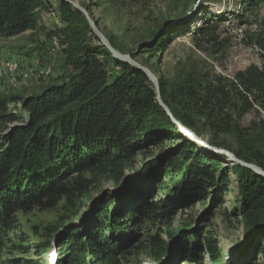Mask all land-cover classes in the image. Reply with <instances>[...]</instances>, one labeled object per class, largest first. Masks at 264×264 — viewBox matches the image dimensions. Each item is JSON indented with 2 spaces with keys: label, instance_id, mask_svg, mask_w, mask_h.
I'll return each mask as SVG.
<instances>
[{
  "label": "trees",
  "instance_id": "16d2710c",
  "mask_svg": "<svg viewBox=\"0 0 264 264\" xmlns=\"http://www.w3.org/2000/svg\"><path fill=\"white\" fill-rule=\"evenodd\" d=\"M256 2L264 0H252ZM54 6L53 0H0V39L42 30L41 15ZM58 6L66 25L50 31L47 39L65 36L66 62L74 75L39 95L0 97V264H43L40 255L52 246H57L59 264H131L136 255L151 256L158 264H206L207 254L219 263L223 251L216 239L202 234L204 227L173 243L156 230L184 205L210 202L218 193V202L224 201L231 177L239 183L246 229L241 264H264V178L195 152L198 146L159 105L146 75L117 62L101 45L87 44L85 34L92 32L84 17L67 4ZM217 19L193 34L196 49L222 47L216 33L223 20ZM172 33L155 37L140 50L163 53L173 43L166 41L169 36L176 40L189 32ZM250 41L261 49L264 61V34H253ZM109 64L120 70L114 77L108 75ZM199 71L182 72L169 82L160 79L163 102L177 121L207 135L212 146L229 149L237 159L264 170V64L251 65L234 79ZM11 103L22 105L23 113L11 111ZM251 113L257 117L244 127ZM13 125L18 126L12 131ZM155 145L174 149L167 159H155L150 151ZM103 180L121 190L104 192L79 215ZM129 180L131 185L123 187ZM158 184L171 199L140 204ZM52 212L61 214L56 226L29 228L34 256L15 257L29 240L16 244L21 220ZM81 216L88 219L82 222ZM135 224L151 232L138 254L123 237Z\"/></svg>",
  "mask_w": 264,
  "mask_h": 264
},
{
  "label": "rangeland",
  "instance_id": "374dc122",
  "mask_svg": "<svg viewBox=\"0 0 264 264\" xmlns=\"http://www.w3.org/2000/svg\"><path fill=\"white\" fill-rule=\"evenodd\" d=\"M74 1L83 8L88 9L91 17L97 22L103 34L108 39H111L118 47L117 50L123 54L131 55L133 52H142V49L140 50L142 45L152 42L155 37L159 38L163 34H173V31L189 32L187 35L179 37L176 40L169 36L166 41L170 39V42L173 43L163 53L153 55L152 53L142 52L136 58L133 57L139 63L148 67L157 76L159 84L160 79L169 82L172 79H176L182 72L188 73L194 68H199L203 73L213 72L224 78L234 79L236 74L245 71L251 65L262 66L264 64L261 49L252 45L250 41L253 34H264V3H252V0ZM53 2L57 7V14H60L58 10L59 1L53 0ZM54 11L55 9L50 12ZM218 17H221L223 20V22L219 23V29L216 33L219 38L218 42L222 44V47L215 46L206 48L207 51L196 49L193 42V34L199 28L206 26L207 23H216ZM76 19L78 23L83 22L81 17H76ZM62 20L63 18L61 17ZM63 24V26L66 25L64 21ZM63 26L57 24L51 31H56V29ZM92 35V33L85 34L86 43L94 46L101 45L93 37L94 35ZM42 37L45 36L42 35ZM32 38L36 39V36ZM0 40H4L0 43V71L4 70L7 72L6 64L8 62L13 66L15 65L14 68L19 71L17 73L12 72L13 75L11 74L10 76L8 74L7 79L5 78L6 80L0 79V97L9 95L31 97L39 95L48 87L52 86L51 83L56 78L58 80L55 81H58L57 84H59L63 81V77L67 78L75 73L74 68L66 62V54L64 51L69 45L64 44L65 36L62 34H56L52 40L47 39V41L46 39L42 40L40 36V47L29 48L25 52L20 51L17 45H26L29 43L28 38H25L23 43L11 41L10 39ZM54 42L61 44L60 50L57 49L54 51ZM28 47L25 46L24 49ZM50 71L52 73L46 76ZM119 72V68L109 64L108 75L110 77H114ZM10 109L17 113H23L22 105H17L16 103H11ZM261 116L264 118V112L261 113ZM256 117V113L249 114L243 120L242 125L244 127L248 126ZM17 126L13 125L11 127L12 131ZM183 126L190 129L185 125ZM175 136H177V139H180L178 135L175 134ZM197 137L208 140V136L202 133ZM185 138L190 141L192 140L186 136ZM209 143L211 142L209 141ZM214 148L217 150H225L230 155L235 156L229 149L223 147ZM150 149V151L156 153L155 159H160L161 157L167 159V155L174 148L161 147L158 149L157 145H155ZM196 150L194 149L195 152L199 154L203 152L210 158L221 159L225 167L232 168L236 164L231 159H226L214 151L211 152L203 148ZM230 179V196L226 197L224 201L222 199L220 202L219 199L218 202V197L220 196V193H218L210 202L201 203L200 205H198L199 203L184 205L181 207L178 216L170 220L168 224L162 223L157 227L156 234L162 233L166 240L173 243L175 240L179 241L184 233L199 230L204 227L202 234L205 233V237L216 239L220 250L224 254L223 261L219 263L214 262L210 254L204 255L206 264H241L244 261V253L242 250L243 246H245L246 229L241 221L243 217L241 214L242 203L238 198L239 183L235 177H231ZM164 180H166V177ZM129 181L123 187L131 185L132 182ZM157 188L155 193L145 198L140 204L143 205L149 202L159 203L163 200L171 199L162 189L161 185L158 184ZM120 190L112 182L103 180L99 184V190L94 191L91 198L82 206L79 215H83L91 206L93 207L92 203L95 201L94 199L104 192H119ZM97 202L99 203V201ZM60 216L61 214L52 212L29 216L26 222L21 220V226L18 228L19 234L15 238L16 244H21L26 239L29 240L24 242L26 246L25 251L18 253L15 257L18 256L27 259L34 256L32 250L33 246H35V241H31L29 238L30 226L34 225L39 230L42 226L50 224L56 226ZM207 216H210L211 219L203 223L202 221ZM80 218L82 222L88 219L83 216ZM74 221V223H80L77 219H74ZM89 221H92V219ZM150 233V231L147 232V230H144L143 226L135 224L130 231L124 232L123 237L130 243V251L138 254L141 251V246H144L149 240L147 237L150 236ZM47 256L46 252L40 255V258H43V264H46ZM131 264L158 263L151 256L143 255L139 257V255H136L132 259Z\"/></svg>",
  "mask_w": 264,
  "mask_h": 264
},
{
  "label": "water",
  "instance_id": "95a60500",
  "mask_svg": "<svg viewBox=\"0 0 264 264\" xmlns=\"http://www.w3.org/2000/svg\"><path fill=\"white\" fill-rule=\"evenodd\" d=\"M57 1L71 6L73 10L77 11L84 17L94 37L100 42L101 46L105 48L117 62L129 65L135 69L142 71L155 89V92L157 95V102L163 108V110L171 117L173 122L177 124L178 126H180L181 132L183 134H186L190 138L194 139L195 141H197L205 149L210 150L207 144H205L204 142L202 143L201 140H198L190 131H188L179 121H177L174 118L170 109L168 108V106H166V104L162 100L161 92H160V84H159V80L157 76L148 67L139 63L137 60L133 58L132 55L123 54L119 50H117L111 44L110 40L100 30V28L97 25V22L93 20L87 8H83L81 5L76 3L74 0H57ZM230 159L234 161L236 164L244 166L245 168L254 171L256 174L264 178V170H262L260 167L253 165V164L246 163L244 161H241L233 155H230Z\"/></svg>",
  "mask_w": 264,
  "mask_h": 264
},
{
  "label": "crops",
  "instance_id": "0c3cea01",
  "mask_svg": "<svg viewBox=\"0 0 264 264\" xmlns=\"http://www.w3.org/2000/svg\"><path fill=\"white\" fill-rule=\"evenodd\" d=\"M54 9L56 11L54 12H50V11H44L41 15L42 19H41V23H40V28H42V30H38V31H31V32H28L27 34H24L20 37H17V38H13V39H10L11 41H18V42H21L23 43V40L25 38H28L29 39V43H27L26 45H17L19 50L20 51H26L28 50L29 48H37V47H40V36H41V39H46L47 41V34L57 26V24H59L60 26H63V20L61 21V17L60 14H57V7L54 6ZM59 10V8H58ZM60 12V10H59ZM56 17V18H55ZM45 36V37H42ZM33 36H36V39H33L32 37ZM38 36V37H37ZM32 38V39H30ZM4 40H0V43L3 42ZM6 41V40H5ZM45 41V40H44ZM1 45V44H0ZM25 46H29L27 49H24ZM1 56V55H0ZM58 71V70H57ZM55 79V78H54ZM55 80H58L57 78ZM53 81L51 83V85H55L58 83V81Z\"/></svg>",
  "mask_w": 264,
  "mask_h": 264
},
{
  "label": "bare ground",
  "instance_id": "6f19581e",
  "mask_svg": "<svg viewBox=\"0 0 264 264\" xmlns=\"http://www.w3.org/2000/svg\"><path fill=\"white\" fill-rule=\"evenodd\" d=\"M54 51H56L57 49L58 50H60V48H61V44L59 43V42H54ZM5 65V64H4ZM15 66V65H14ZM14 66L11 64V63H9L8 62V64H6V69H7V72L6 71H4V70H1L0 71V79L2 78V79H5L6 77H8V74H9V76L12 74L13 75V73L12 72H19L18 70H16L15 68H14ZM4 68V67H3ZM20 68V67H19ZM52 73V71H50L49 73H47V75L46 76H49L50 74ZM45 74V73H44ZM43 74V75H44ZM7 79V78H6ZM5 79V80H6ZM27 84V83H26ZM197 139H198V137H196ZM198 140H203V141H205V143H208V144H210L209 143V140H205V138L204 139H202V138H199ZM200 147V146H199ZM215 149V148H214ZM209 151H211L212 152V150H209ZM226 160V159H225Z\"/></svg>",
  "mask_w": 264,
  "mask_h": 264
}]
</instances>
